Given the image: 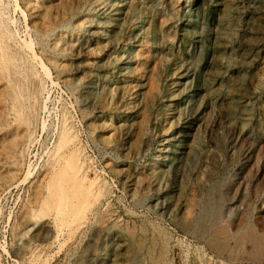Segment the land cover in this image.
<instances>
[{"label": "rangeland", "instance_id": "1", "mask_svg": "<svg viewBox=\"0 0 264 264\" xmlns=\"http://www.w3.org/2000/svg\"><path fill=\"white\" fill-rule=\"evenodd\" d=\"M262 15L0 0V264H264L235 242L264 232Z\"/></svg>", "mask_w": 264, "mask_h": 264}, {"label": "bare ground", "instance_id": "2", "mask_svg": "<svg viewBox=\"0 0 264 264\" xmlns=\"http://www.w3.org/2000/svg\"><path fill=\"white\" fill-rule=\"evenodd\" d=\"M180 1V0H179ZM179 8H180V5H179ZM123 14V13H122ZM171 16V15H170ZM262 17H264L263 15H262ZM260 19V18H259ZM259 23V22H258ZM260 24H262V23H260ZM258 25V24H257ZM259 27H260V25H258ZM263 31V30H262ZM170 32V31H169ZM171 34V33H170ZM167 35V34H166ZM259 47H263V45L262 46H259ZM4 52V51H3ZM247 53V52H246ZM4 55H6V54H4ZM17 55V54H16ZM257 59V58H256ZM3 64V63H2ZM1 66V65H0ZM3 68V67H2ZM5 69V68H4ZM13 92V91H12ZM14 96H16V95H14ZM15 98V97H14ZM14 100V99H13ZM19 108V107H18ZM12 112V111H11ZM15 112H13V114H14ZM15 119V118H14ZM24 120V119H23ZM223 120V119H222ZM226 121V120H225ZM229 131V130H228ZM62 133V132H61ZM229 133V132H228ZM233 136V135H232ZM239 138V137H238ZM229 143V142H228ZM244 143V142H243ZM254 143V142H253ZM230 144H232V143H230ZM240 144H238V146H239ZM250 146H252V145H250ZM57 153V152H56ZM244 154V153H243ZM245 155V154H244ZM65 156V155H64ZM78 156V155H77ZM213 156V155H212ZM240 156V155H239ZM52 157V156H51ZM231 157V156H230ZM233 157V156H232ZM53 159V158H52ZM78 159H79V157H78ZM240 159V158H239ZM79 161V160H78ZM231 161V160H230ZM80 163H81V161H80ZM82 164H83V161H82ZM85 164V163H84ZM21 165V164H20ZM80 167V166H79ZM82 167V166H81ZM55 168V167H54ZM53 168V169H54ZM74 169V168H73ZM88 169V168H87ZM51 170V169H50ZM76 170V169H75ZM86 170V169H85ZM49 171V170H48ZM112 171V170H111ZM73 172H74V170H73ZM79 172H80V170H79ZM54 173V172H53ZM75 173V172H74ZM73 173V174H74ZM77 173V172H76ZM82 173V172H81ZM87 173V172H86ZM42 174V173H41ZM62 174V173H61ZM78 174V173H77ZM58 175V174H57ZM66 175V174H65ZM60 176V175H59ZM62 176V175H61ZM64 176V175H63ZM94 176V175H93ZM83 177V176H82ZM45 178V177H44ZM71 178H73V177H71ZM89 178V177H88ZM91 178V177H90ZM14 180V179H13ZM71 180V179H70ZM73 180V179H72ZM80 180H82V179H80ZM84 180V179H83ZM65 181H67V180H65ZM74 181V180H73ZM97 181V180H96ZM39 182H40V180H39ZM240 182V181H239ZM42 183V182H41ZM55 183V182H54ZM77 183H79V182H76L75 184L78 186V184ZM90 183V182H89ZM92 183V182H91ZM53 184V183H52ZM63 184V183H62ZM73 184V183H72ZM81 185V184H80ZM80 185H79V187H80ZM90 185V184H89ZM71 186V185H70ZM74 184H73V188H72V192H73V190H82L83 188H81V189H78V187L76 188H74ZM82 186V185H81ZM84 186V185H83ZM82 186V187H83ZM52 187V186H51ZM49 188V187H48ZM88 188H89V186H88ZM96 188V187H95ZM98 188H96V190H97ZM85 190V189H84ZM83 190V192H86V190L84 191ZM88 190V189H87ZM94 190V189H93ZM48 191V190H47ZM102 191V190H101ZM76 193H77V191H75ZM92 192V191H91ZM97 191H95V193H96ZM53 193V192H52ZM74 193V192H73ZM78 193H80V191H78ZM82 193V192H81ZM95 193H94V195H95ZM71 197L73 198V195H75V193L74 194H72L71 193ZM81 195V194H80ZM97 195H99V194H97ZM34 196V195H33ZM53 198H56L57 200H63L66 196H67V192H66V190H64V189H62L61 188V185L60 186H58L57 188H56V190H54V193H53ZM76 196V195H75ZM46 197V196H45ZM76 197H78V194H77V196ZM81 197H83V196H81ZM80 197V198H81ZM95 197H96V195H95ZM98 197V196H97ZM96 197V198H97ZM91 199H93V197L91 198ZM90 199V200H91ZM95 199V198H94ZM93 199V200H94ZM51 200V199H50ZM69 200H71L72 201V199H69ZM76 200H78L77 198H76ZM88 202H91V201H89L88 200ZM95 202V201H94ZM97 202V201H96ZM74 203H76L77 204V202H74ZM80 203V202H79ZM82 203V202H81ZM86 203H87V201H86ZM71 204V203H70ZM75 204V205H76ZM91 204H93V203H91ZM90 204V205H91ZM68 205V204H67ZM73 205V204H72ZM80 205V204H79ZM89 205V204H88ZM84 206V205H83ZM205 206V205H204ZM69 207H71V206H69ZM77 207V206H76ZM75 207V208H76ZM82 207V205L80 206V208ZM213 207H215V206H213ZM187 208V207H186ZM64 209V208H63ZM77 209V208H76ZM88 209V208H87ZM91 209V208H90ZM213 209V208H212ZM79 210V209H78ZM81 210V209H80ZM254 210V209H253ZM84 211V210H83ZM92 211V210H91ZM247 211V210H246ZM249 211V210H248ZM247 211V212H248ZM101 212V211H100ZM216 212V211H215ZM79 213L80 214H82L81 213V211H79ZM203 213V212H202ZM44 214V213H43ZM79 214V215H80ZM85 214V213H84ZM212 214V213H211ZM210 214V215H211ZM222 215H223V213H221ZM40 215H42V214H40ZM78 215V214H77ZM76 215V216H77ZM214 215V214H213ZM220 215V214H219ZM221 215V216H222ZM241 215V214H240ZM239 215V216H240ZM73 216H75L74 214H73ZM81 216V215H80ZM215 216H216V214H215ZM220 216V217H221ZM70 217V216H69ZM84 217V216H83ZM82 217V218H83ZM99 217H100V215H99ZM225 217H226V215H225ZM72 218V217H71ZM70 218V219H71ZM81 218V217H80ZM217 218V217H216ZM224 218V217H223ZM75 219H76V217H75ZM215 219V218H214ZM244 219V218H243ZM64 220V219H63ZM72 220V219H71ZM201 220V219H200ZM229 220H231V219H229ZM252 220V219H251ZM73 221V220H72ZM209 221V220H208ZM215 221V220H214ZM227 221V220H226ZM260 221V220H259ZM74 222V221H73ZM223 222V221H222ZM216 223V222H215ZM229 223H231V221L229 222ZM236 223H237V221H236ZM235 223V224H236ZM249 223H251V222H249ZM259 223V222H258ZM67 224V223H66ZM226 224V223H225ZM233 224V223H232ZM207 225V224H206ZM212 225H214L215 226V224H212ZM248 225V224H247ZM235 226V225H234ZM241 226V225H240ZM245 226H246V224H245ZM225 227H226V225H225ZM224 226H220V227H218V228H216V230H215V234L217 235V236H219V237H222L223 239H224V241L225 240H227L228 239V236H230L229 235V233H228V230L225 228ZM238 227V226H237ZM210 228V227H209ZM228 228H229V226H228ZM235 228V227H234ZM194 230V229H193ZM206 231V230H205ZM241 231V230H240ZM197 233V232H196ZM239 233V232H238ZM197 235V234H196ZM205 235H206V232H205ZM192 236V235H191ZM96 237V236H95ZM98 237V236H97ZM235 237V236H234ZM95 239V238H94ZM237 240H235V242L237 243V244H239V246H241L242 247V253H244V254H246L248 257H250V258H252V259H259V258H261V259H264V232H261V231H259V230H257V229H255V228H253V227H249V228H245L243 231H241V233L237 236V238H236ZM211 241V240H210ZM226 242V241H225ZM233 242V241H232ZM234 242V243H235ZM207 244V243H206ZM223 244V243H222ZM227 244V248H230V245L231 244H229L228 242L226 243ZM216 245H218V244H214V246H216ZM220 245V244H219ZM219 247V246H218ZM226 249V248H225ZM236 249V248H235ZM232 251H234V250H232ZM231 251V252H232ZM229 252V251H228ZM231 252H230V254H231ZM227 253V252H226ZM228 254V253H227ZM243 254V255H244ZM238 255V254H237ZM236 255V256H237ZM242 255V254H241ZM245 255V256H246ZM231 257V256H230ZM235 258V257H234ZM230 259V258H229ZM240 260V259H239ZM247 261V260H246ZM243 262V261H242Z\"/></svg>", "mask_w": 264, "mask_h": 264}]
</instances>
